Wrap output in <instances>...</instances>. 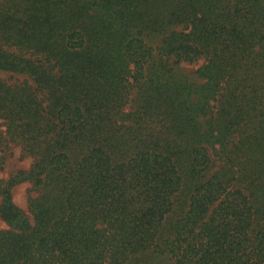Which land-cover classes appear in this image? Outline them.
<instances>
[{
	"label": "trees",
	"instance_id": "1",
	"mask_svg": "<svg viewBox=\"0 0 264 264\" xmlns=\"http://www.w3.org/2000/svg\"><path fill=\"white\" fill-rule=\"evenodd\" d=\"M0 69V264H264V0H4Z\"/></svg>",
	"mask_w": 264,
	"mask_h": 264
},
{
	"label": "rangeland",
	"instance_id": "2",
	"mask_svg": "<svg viewBox=\"0 0 264 264\" xmlns=\"http://www.w3.org/2000/svg\"><path fill=\"white\" fill-rule=\"evenodd\" d=\"M4 0H0L2 2ZM148 42L156 47L158 44V39H149ZM7 50H15L14 48H7ZM203 60L196 62H180L177 65L179 71L182 74L187 75L192 81H196L198 85L204 82V79L199 78L196 71L200 68ZM0 79L5 81L7 84L19 83L22 81L31 82L27 75L22 73L10 72L7 70L0 69ZM134 95L130 97L127 107L134 106ZM4 125L2 119H0V185H5L11 175L17 174L20 171H27L31 168L33 163V158L29 155L24 154L22 151V146L19 143L8 141L4 133ZM22 178V177H21ZM13 184L10 188L12 194V200L15 205L20 207L22 210H28V199L34 196V192L31 190V184L28 180L21 179ZM2 197H0V204ZM7 228V224L2 220L0 216V230ZM141 264H173L172 260L166 256L149 255L147 260H143Z\"/></svg>",
	"mask_w": 264,
	"mask_h": 264
}]
</instances>
